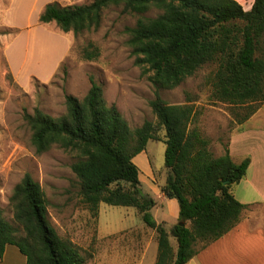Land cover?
I'll return each instance as SVG.
<instances>
[{
  "label": "trees",
  "instance_id": "1",
  "mask_svg": "<svg viewBox=\"0 0 264 264\" xmlns=\"http://www.w3.org/2000/svg\"><path fill=\"white\" fill-rule=\"evenodd\" d=\"M111 6L140 16L128 29V45L136 65L156 88L151 108L157 121L132 128L118 107L108 104L94 79L83 99L66 96L64 114L53 117L37 109L24 118L37 154L56 146L74 154L71 168L81 201L93 217L99 216L102 203L135 208L157 233L156 264H187L244 219L250 205L240 202L234 189L246 178L251 158L235 162L231 141L223 155L214 156L210 140L192 127L194 108L169 104L160 91L173 90L206 65L216 64L215 100L246 110L235 119L247 124L264 106V0H255L250 11L236 0H94L64 7L54 2L45 6L40 22H55L64 33L80 35L98 30L103 11ZM152 9L160 13L146 17ZM99 56L93 43L83 51L89 61ZM161 130L168 169L161 192L179 204L178 223L169 226L156 220L152 211L158 202L144 192L134 163L150 141H161ZM10 201L26 237H16L0 208V260L7 246L15 245L27 264H89L81 248L50 223L48 199L30 174L15 186Z\"/></svg>",
  "mask_w": 264,
  "mask_h": 264
},
{
  "label": "rangeland",
  "instance_id": "2",
  "mask_svg": "<svg viewBox=\"0 0 264 264\" xmlns=\"http://www.w3.org/2000/svg\"><path fill=\"white\" fill-rule=\"evenodd\" d=\"M94 0H0V208L5 219L15 228L17 238H25L22 226L14 219L10 198L14 188L28 173L37 181L49 202L48 216L58 234L81 248L89 264H156L158 236L148 228L137 209L102 203L99 216L93 217L82 203L79 181L72 171L74 154L52 148L37 154L32 145V131L25 121L26 113L40 109L58 117L66 112V96L83 99L94 79L103 88L109 105H116L132 128L146 121L156 122L151 102L156 88L136 65L128 45L129 28L139 15L124 13L122 7L111 6L103 11L101 26L80 35L64 33L55 22L43 24L40 16L49 3L60 6L89 4ZM255 0H240L250 11ZM160 13L152 9L146 17ZM93 43L100 56L93 61L83 51ZM216 64L200 69L173 90H161L169 104L192 106L197 127L210 140L214 156L225 153L234 134L248 129L247 145L255 143L254 127L264 126V106L243 126L236 123V114L246 110L217 102L213 96ZM161 141H150L134 163L140 169V181L146 194L158 206L153 214L167 226L178 223L179 204L165 202L161 192L168 169L165 165V131ZM243 184L236 185L238 196ZM159 192V193H158ZM170 201V200H169ZM264 206L250 207L244 217L255 226L253 217ZM250 221V222H251ZM177 251L178 244L172 239Z\"/></svg>",
  "mask_w": 264,
  "mask_h": 264
},
{
  "label": "crops",
  "instance_id": "3",
  "mask_svg": "<svg viewBox=\"0 0 264 264\" xmlns=\"http://www.w3.org/2000/svg\"><path fill=\"white\" fill-rule=\"evenodd\" d=\"M236 1L240 3V0ZM254 128L258 130L253 136V147L246 144L249 136L247 128L234 134L230 144L235 162L240 163L247 157L251 158L247 176L240 183L243 184L238 190L240 196L235 194L240 202L250 207L264 206V126ZM254 211L252 218L260 220L255 226L245 217L234 230L201 251L187 264H264V212ZM0 264H27V258L17 246L8 245Z\"/></svg>",
  "mask_w": 264,
  "mask_h": 264
},
{
  "label": "water",
  "instance_id": "4",
  "mask_svg": "<svg viewBox=\"0 0 264 264\" xmlns=\"http://www.w3.org/2000/svg\"><path fill=\"white\" fill-rule=\"evenodd\" d=\"M181 226H185V223H180Z\"/></svg>",
  "mask_w": 264,
  "mask_h": 264
}]
</instances>
